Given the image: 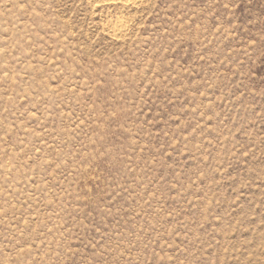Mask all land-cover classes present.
I'll use <instances>...</instances> for the list:
<instances>
[{
	"label": "rangeland",
	"instance_id": "obj_1",
	"mask_svg": "<svg viewBox=\"0 0 264 264\" xmlns=\"http://www.w3.org/2000/svg\"><path fill=\"white\" fill-rule=\"evenodd\" d=\"M0 264H264V0H0Z\"/></svg>",
	"mask_w": 264,
	"mask_h": 264
},
{
	"label": "bare ground",
	"instance_id": "obj_2",
	"mask_svg": "<svg viewBox=\"0 0 264 264\" xmlns=\"http://www.w3.org/2000/svg\"><path fill=\"white\" fill-rule=\"evenodd\" d=\"M144 0H95L99 5L103 6H122V7H136L139 6ZM113 30V36L120 37L122 31L125 30V22L120 19L113 22L111 28ZM109 29V30H110Z\"/></svg>",
	"mask_w": 264,
	"mask_h": 264
}]
</instances>
